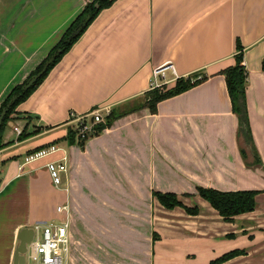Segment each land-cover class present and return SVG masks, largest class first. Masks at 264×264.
<instances>
[{
    "label": "crops",
    "instance_id": "1",
    "mask_svg": "<svg viewBox=\"0 0 264 264\" xmlns=\"http://www.w3.org/2000/svg\"><path fill=\"white\" fill-rule=\"evenodd\" d=\"M87 1L0 0V103ZM238 43L259 162L239 131L220 72L235 62ZM263 59L264 0H113L102 8L4 128L0 264H14L20 235L30 238L36 224L61 219L68 222L69 264H211L232 250L240 252L217 264H264ZM166 63L176 73L169 72V86L181 76L205 78L160 100L154 112L139 107L99 133L66 140L71 112L99 108L104 114L141 99L152 89L154 67ZM23 128L39 130L19 139ZM51 144L59 149L28 158ZM62 156L67 171L63 184L55 185L46 162ZM198 186L260 192L255 209L226 219ZM153 191L174 192L184 205L165 207ZM93 203L111 221L91 243L83 236L92 230L85 219L92 218ZM196 205L197 213L186 209ZM103 232H115V241ZM82 247L99 254L83 258ZM104 249L111 257L100 254Z\"/></svg>",
    "mask_w": 264,
    "mask_h": 264
},
{
    "label": "trees",
    "instance_id": "2",
    "mask_svg": "<svg viewBox=\"0 0 264 264\" xmlns=\"http://www.w3.org/2000/svg\"><path fill=\"white\" fill-rule=\"evenodd\" d=\"M112 1L113 0L87 1L81 11L66 27L59 40L49 50L47 56L40 61V63L35 67V69H33L22 82L14 84L12 88L7 92L6 96L0 103V111L13 95L16 94L17 99L14 100V102L11 104L0 124V148L4 145L2 141L4 128L6 127L8 121L11 119L12 114L17 113V105L33 91V89L46 76L51 67L61 58V56L65 52L69 50L72 44L78 39V37L87 28L91 21L97 16L99 11L106 6H109ZM76 30L78 31L75 33ZM237 48L238 52L235 54V62L225 67L220 72L222 74H225L228 91L232 101L233 111L236 112L239 117V131L240 133H243L246 136V140L251 143L250 145H252V150L254 151L256 157L255 162H259L260 159L255 151V145L253 143L251 127L248 118L246 91L247 73L243 63L242 45L238 43ZM54 53V61L48 66L46 71L28 89L23 90V84L26 82V80L32 74L38 72L41 69L44 61ZM204 78L205 76L195 79H192L191 77L181 76L177 77L175 79L174 84L169 88H166L164 90H160L157 88L150 89L145 93L141 100L138 99L140 100V103L138 102L137 104H134L122 110L112 109L110 113L106 115V119L104 122H98L93 125V132H91V135L99 133L104 127L108 126L114 118L136 108L148 107L152 112H154L156 110V104L160 100L181 93L196 85L197 83L201 82ZM25 118H27L28 120L30 116L25 114ZM38 130L39 129L26 131L23 128L20 134L18 135V138L23 139ZM75 133L76 132L74 130L68 127V131L65 136L66 140L70 143H73V141L75 140ZM85 139L86 137H83L79 139V142L82 143L85 141ZM197 189L199 191V194L206 198L226 219H233L234 216L239 213L255 209L257 205L256 195L260 192V190L258 189L221 190L217 188L203 186H198ZM153 195L157 197L161 204L168 208H172L176 205H184V203L180 200V198H178L177 194L174 192L153 191ZM186 209L190 213H197L199 211V206H186ZM239 252V250H232L230 252H227L224 255L213 260L211 264H217L218 262L229 259Z\"/></svg>",
    "mask_w": 264,
    "mask_h": 264
},
{
    "label": "built area",
    "instance_id": "3",
    "mask_svg": "<svg viewBox=\"0 0 264 264\" xmlns=\"http://www.w3.org/2000/svg\"><path fill=\"white\" fill-rule=\"evenodd\" d=\"M169 72L172 73L173 78H175V67L171 63L154 67L150 88L166 83L169 79ZM101 110L102 109L94 108L88 112L77 115L73 112L70 113L79 129L77 135L84 136L93 132V125L97 122L104 121V114H108L110 111L107 109L103 114ZM14 130L20 131L17 126L14 127ZM58 149L59 148L54 144H51L46 148L34 151L28 158L37 159L44 157ZM46 168L48 169L53 183L58 185L62 180L61 173L67 171L66 157L62 156L47 161ZM56 209L58 211H64L66 207L65 205H58ZM69 252L70 237L67 220L47 221L34 226V235L32 240L28 243L25 253V264H30V261H34V264H69Z\"/></svg>",
    "mask_w": 264,
    "mask_h": 264
},
{
    "label": "rangeland",
    "instance_id": "4",
    "mask_svg": "<svg viewBox=\"0 0 264 264\" xmlns=\"http://www.w3.org/2000/svg\"><path fill=\"white\" fill-rule=\"evenodd\" d=\"M170 86L167 84V83H162L161 85H156L155 87H153V88H157V89H160V90H164V89H166V88H169ZM142 99V98H141ZM140 99V100H141ZM140 100H136V101H134V102H131V103H128V104H126L124 107H122V108H120V109H115V110H122V109H125V108H128L129 106H132V105H134V104H137ZM140 103V102H139ZM110 113V112H109ZM17 115H20V113H17ZM13 116H15V113L14 114H12V116L11 117H13ZM23 117V116H22ZM23 119H26V118H24L23 117ZM29 122H31V123H33V124H31L30 125V128H32L34 125H35V123L34 122H32V120L31 121H29ZM18 127V126H17ZM69 127L72 129V130H74L76 133L75 134H77V132H79V129H78V127H77V124L75 123V122H73V123H71L70 125H69ZM38 129V128H37ZM34 130V129H33ZM68 131V130H67ZM66 173V172H65ZM65 173L64 172H62L61 173V176H62V180H61V182L58 184V185H62L63 184V177H64V175H65ZM95 203H93V206L92 207H89V212H90V214H91V216H92V218H87V219H85V222H86V224L85 225H87V226H89L92 230H89L88 229V231H89V233L87 234V235H85V236H83V239L86 241V242H96V241H98L99 239H100V231H101V228H103L104 229V231L106 230V231H108L107 229H105V227H109L110 225H109V222L111 221V219H109V218H106V217H102V209H101V207L100 206H95L94 205ZM113 225H115V219H113ZM97 229H99V231L97 232ZM95 232H97V233H95ZM91 233V234H90ZM103 234H104V236H108L109 238H106V239H109V241L110 240H112V241H115V232L114 233H108V234H106L105 235V232H103ZM113 237V238H112ZM83 240V242H85ZM115 252V251H114ZM70 253V252H69ZM95 253L98 255L99 254V251H96V250H87V249H85V248H83L82 247V250H80L79 251V255L81 256V257H87V255H89V257L92 255V254H94L95 255ZM100 254H104V255H108L109 257H111V251L110 250H106V249H104L103 251H100ZM106 256H104L103 258H105ZM30 264H34V261H30Z\"/></svg>",
    "mask_w": 264,
    "mask_h": 264
},
{
    "label": "water",
    "instance_id": "5",
    "mask_svg": "<svg viewBox=\"0 0 264 264\" xmlns=\"http://www.w3.org/2000/svg\"><path fill=\"white\" fill-rule=\"evenodd\" d=\"M97 5V3H96ZM78 30L75 31V33L77 32ZM54 58H55V53L50 55L43 63L41 69L32 74L27 80L26 82L23 84V90H26L28 89L32 84L35 83V81L46 71V69L48 68V66L54 61ZM17 99V95H13L10 100L6 103V105L1 109L0 111V124L3 120V117L4 115L6 114V112L8 111L9 107L11 106V104L14 102V100ZM30 232H31V237L30 238H27L25 236H22L20 235L19 236V244L16 248V251H15V256H14V264H24L25 263V257H24V254L26 253V250H27V245L28 243L31 241V239L33 238V229L30 228L29 229ZM25 231V229L23 230Z\"/></svg>",
    "mask_w": 264,
    "mask_h": 264
}]
</instances>
